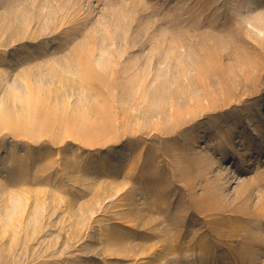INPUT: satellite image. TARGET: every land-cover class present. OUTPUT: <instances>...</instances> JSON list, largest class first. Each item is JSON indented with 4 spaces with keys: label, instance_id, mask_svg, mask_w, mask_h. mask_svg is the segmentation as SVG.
<instances>
[{
    "label": "rangeland",
    "instance_id": "1",
    "mask_svg": "<svg viewBox=\"0 0 264 264\" xmlns=\"http://www.w3.org/2000/svg\"><path fill=\"white\" fill-rule=\"evenodd\" d=\"M0 264H264V0H0Z\"/></svg>",
    "mask_w": 264,
    "mask_h": 264
},
{
    "label": "bare ground",
    "instance_id": "2",
    "mask_svg": "<svg viewBox=\"0 0 264 264\" xmlns=\"http://www.w3.org/2000/svg\"><path fill=\"white\" fill-rule=\"evenodd\" d=\"M203 85V84H202ZM146 92V91H145ZM162 92V91H161ZM175 97V96H174ZM184 99V98H183ZM175 104V103H174Z\"/></svg>",
    "mask_w": 264,
    "mask_h": 264
}]
</instances>
